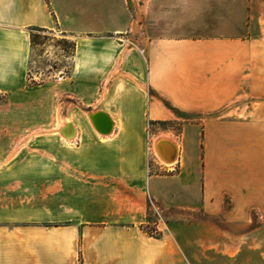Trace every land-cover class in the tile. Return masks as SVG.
Segmentation results:
<instances>
[{
    "label": "crops",
    "instance_id": "1",
    "mask_svg": "<svg viewBox=\"0 0 264 264\" xmlns=\"http://www.w3.org/2000/svg\"><path fill=\"white\" fill-rule=\"evenodd\" d=\"M133 16L128 0H0V90L24 83L32 28L74 39L57 83L74 100L65 117L73 135L60 133L63 120L50 131L63 142L38 133L26 162L34 166L7 199L36 202L41 233L28 238L47 264H251L253 252L263 261L264 23L254 37L143 42ZM97 109L108 127L96 125ZM178 112L197 116L147 136ZM151 136L175 143L172 164L161 163ZM150 201L162 216L155 234L146 231ZM23 210L16 218L32 220ZM251 210L255 227L244 219Z\"/></svg>",
    "mask_w": 264,
    "mask_h": 264
},
{
    "label": "rangeland",
    "instance_id": "2",
    "mask_svg": "<svg viewBox=\"0 0 264 264\" xmlns=\"http://www.w3.org/2000/svg\"><path fill=\"white\" fill-rule=\"evenodd\" d=\"M128 3L134 13L132 25L135 23L130 31L136 33L143 42L154 37H254L264 23V0H128ZM29 33L31 62L24 83L0 90V264L51 262V258H45V254L36 250V244L28 238L36 236V232L41 233L36 228L40 224L35 220L36 202L10 200L7 194L19 182L18 173L29 171L34 166V163L26 162L34 160L37 134H55L61 140L57 133L50 131L59 125L60 120H68L65 117H69L68 109L73 107L71 102L74 101L65 94L68 93V84H57L69 70L73 37L41 28H32ZM80 109L86 114L89 112L84 107ZM177 114L179 117L176 115L170 121L155 124L156 128L147 126V136H150L148 131H157L159 127L176 133L180 123L197 116L191 112ZM52 125L54 127L51 128ZM158 137L151 136L153 140ZM151 138H147L146 147H151ZM173 162L161 160L166 166ZM26 164L28 169L25 168ZM27 190L34 192V186L29 183ZM20 206L24 208L23 211L32 214V220L25 218L20 221L16 218L13 212L19 215L17 211ZM193 217L203 216L198 212ZM150 219L155 220L151 212ZM244 219L252 227L261 221L255 210H251ZM216 220L221 222L223 219ZM236 221L242 224L243 218H236ZM146 231L155 234L153 226ZM245 254L243 252L240 256L244 257ZM251 264H264V260H260L257 252H253Z\"/></svg>",
    "mask_w": 264,
    "mask_h": 264
},
{
    "label": "bare ground",
    "instance_id": "3",
    "mask_svg": "<svg viewBox=\"0 0 264 264\" xmlns=\"http://www.w3.org/2000/svg\"><path fill=\"white\" fill-rule=\"evenodd\" d=\"M92 116L94 117L95 123L99 128L100 127L106 128L109 126V120L102 114L100 110L93 112ZM73 131H74V128L71 122L69 121L62 122L60 133L63 135V137H65L66 139H69L73 135ZM162 152L165 153V155L168 157L169 150L167 148L165 151L162 150ZM154 153L156 154L155 150H154Z\"/></svg>",
    "mask_w": 264,
    "mask_h": 264
},
{
    "label": "water",
    "instance_id": "4",
    "mask_svg": "<svg viewBox=\"0 0 264 264\" xmlns=\"http://www.w3.org/2000/svg\"><path fill=\"white\" fill-rule=\"evenodd\" d=\"M165 146L171 150V152L168 154V157L162 152ZM154 150L157 157L164 162H173L176 159L177 148L172 140L157 138L154 142Z\"/></svg>",
    "mask_w": 264,
    "mask_h": 264
},
{
    "label": "built area",
    "instance_id": "5",
    "mask_svg": "<svg viewBox=\"0 0 264 264\" xmlns=\"http://www.w3.org/2000/svg\"><path fill=\"white\" fill-rule=\"evenodd\" d=\"M146 148H147L146 170H147V172H150V169H151V166H150L151 165V160H150L151 147H149V145H148ZM150 208H151V213L153 215V218L155 219V220H153L152 223H153L154 231L156 232V229H155L156 222H157V220H160L162 218V216H161V212H160L159 208L156 207L155 205H153V203L151 201H150Z\"/></svg>",
    "mask_w": 264,
    "mask_h": 264
},
{
    "label": "trees",
    "instance_id": "6",
    "mask_svg": "<svg viewBox=\"0 0 264 264\" xmlns=\"http://www.w3.org/2000/svg\"><path fill=\"white\" fill-rule=\"evenodd\" d=\"M151 233V231H149Z\"/></svg>",
    "mask_w": 264,
    "mask_h": 264
}]
</instances>
